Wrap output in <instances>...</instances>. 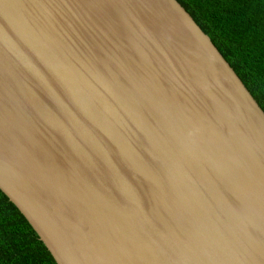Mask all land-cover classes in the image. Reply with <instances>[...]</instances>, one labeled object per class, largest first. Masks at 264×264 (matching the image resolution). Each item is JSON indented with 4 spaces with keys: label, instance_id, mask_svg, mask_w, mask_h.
<instances>
[{
    "label": "water",
    "instance_id": "water-1",
    "mask_svg": "<svg viewBox=\"0 0 264 264\" xmlns=\"http://www.w3.org/2000/svg\"><path fill=\"white\" fill-rule=\"evenodd\" d=\"M0 188L57 264H264V109L179 0H0Z\"/></svg>",
    "mask_w": 264,
    "mask_h": 264
},
{
    "label": "trees",
    "instance_id": "trees-1",
    "mask_svg": "<svg viewBox=\"0 0 264 264\" xmlns=\"http://www.w3.org/2000/svg\"><path fill=\"white\" fill-rule=\"evenodd\" d=\"M264 109V0H179ZM0 264H57L0 188Z\"/></svg>",
    "mask_w": 264,
    "mask_h": 264
}]
</instances>
